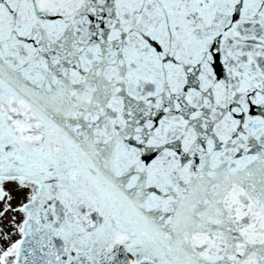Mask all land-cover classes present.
<instances>
[{
  "label": "snow or ice",
  "instance_id": "obj_1",
  "mask_svg": "<svg viewBox=\"0 0 264 264\" xmlns=\"http://www.w3.org/2000/svg\"><path fill=\"white\" fill-rule=\"evenodd\" d=\"M0 264H264V0H0Z\"/></svg>",
  "mask_w": 264,
  "mask_h": 264
}]
</instances>
